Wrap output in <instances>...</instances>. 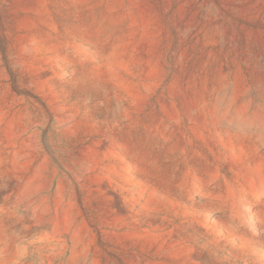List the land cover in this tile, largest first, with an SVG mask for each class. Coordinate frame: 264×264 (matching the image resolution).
<instances>
[{"label": "rangeland", "instance_id": "rangeland-1", "mask_svg": "<svg viewBox=\"0 0 264 264\" xmlns=\"http://www.w3.org/2000/svg\"><path fill=\"white\" fill-rule=\"evenodd\" d=\"M0 264H264V0H0Z\"/></svg>", "mask_w": 264, "mask_h": 264}]
</instances>
